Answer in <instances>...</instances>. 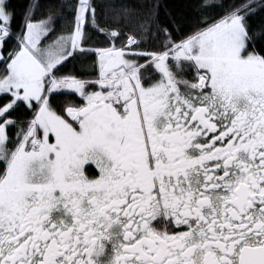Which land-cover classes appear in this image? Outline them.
Returning <instances> with one entry per match:
<instances>
[{"label": "snow or ice", "instance_id": "1", "mask_svg": "<svg viewBox=\"0 0 264 264\" xmlns=\"http://www.w3.org/2000/svg\"><path fill=\"white\" fill-rule=\"evenodd\" d=\"M66 7L0 0V264H264V0Z\"/></svg>", "mask_w": 264, "mask_h": 264}, {"label": "trees", "instance_id": "2", "mask_svg": "<svg viewBox=\"0 0 264 264\" xmlns=\"http://www.w3.org/2000/svg\"><path fill=\"white\" fill-rule=\"evenodd\" d=\"M158 3V14L162 23H171V21H180L186 31L190 30L194 21L202 16L217 17L221 14L219 8H209L207 12H201L199 5L202 0H95L98 6V15L103 18L105 13L111 18L115 15V12L110 9L115 6H124L132 10V14L139 11L141 4L143 3ZM217 2V0H213ZM227 2V0H225ZM76 0H11V4L16 14V25L22 26L26 13L31 11L34 19L47 18L49 13H52L56 17L57 35L67 34L68 28L65 21L73 18V12L66 7L69 4H75ZM121 8L117 7L116 12H120ZM264 19V13H258L253 18V25L258 26L261 20ZM102 39V37H100ZM13 43H15L13 41ZM79 67V64L69 65L66 71H73ZM67 99H75V97H59V101L63 102ZM4 103L2 97H0V104ZM14 117L23 118V111L14 113Z\"/></svg>", "mask_w": 264, "mask_h": 264}]
</instances>
